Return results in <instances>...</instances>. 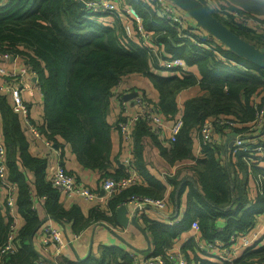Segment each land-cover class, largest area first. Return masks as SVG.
<instances>
[{"label":"trees","instance_id":"trees-1","mask_svg":"<svg viewBox=\"0 0 264 264\" xmlns=\"http://www.w3.org/2000/svg\"><path fill=\"white\" fill-rule=\"evenodd\" d=\"M199 1L224 26L264 53V31L241 26L229 15L224 16L209 9L204 1ZM211 1L218 7L227 6L264 21V0ZM126 2L139 14L145 30L152 33L159 50L161 48L159 56L162 59H183L189 70H167L169 73L163 72L162 75L155 72L161 69L156 66L150 52L131 43L123 35L119 21L114 22L115 18L111 16L87 15L77 0H0V53L19 55L35 73L43 97L44 125L38 126L40 133L60 148V158L64 159L63 147H68L83 169L99 172L100 181L105 177H124L129 173L125 167L122 174H110L108 170L111 134L112 130H118L117 122L115 125L108 123V115L112 101L118 99L116 88L119 83L131 75L147 80L157 93V102L150 100L156 104L160 114L172 121L179 115L176 95L197 85L201 94L184 102L180 116L182 126L174 142L162 147L144 122L134 125L131 163L148 184L133 185L110 198L107 201L108 211L113 212L134 194L161 198L160 181L146 174L145 143L149 138L170 165L178 163L183 166L185 161L194 163L195 166L190 167L193 168L196 183L195 187L192 181L183 177L168 179L174 184L176 192L189 187L186 208L180 222L171 227L144 220L154 245L151 254H163L178 236L191 231L194 221L204 242H224L232 234L250 231L257 217L264 215V190L258 178L262 176L264 179V167L260 166L264 165V160L248 165L246 152L239 150L233 153L230 150L235 159L232 162L228 158L229 164L225 166L215 144L200 146L202 157L194 158L192 134L205 120L224 118L236 125L232 129L216 125V132L223 134L228 129L227 134L231 131L246 134L248 142L245 145L253 147L255 130L251 129L250 123L255 116L254 104L264 103V70L224 48L211 37H198L199 46L192 39H180L175 29L165 23L151 6L139 0ZM192 37L195 38L194 35ZM142 97L146 98V95ZM0 116L7 176L16 185L17 212L24 219L15 242L16 252L0 259V263L34 264L37 252L30 241L42 221L32 208L34 198H45L44 211L57 222H61L67 214L59 205L58 192L45 181L46 159L30 154L32 139L27 140L20 117L12 112L10 100L2 94ZM260 145L264 146V142ZM125 147L128 149L126 143ZM66 171L79 179L71 170ZM237 172L246 173V178L260 186L255 197L248 196L247 185L242 181L239 184L234 182L232 175ZM30 176H33L34 183ZM1 206L0 243L9 223V220L7 223L4 221L5 213ZM106 214L97 208L90 210V217L94 220L108 219ZM219 219L225 220V227L221 230L216 226ZM102 250L103 257L110 261L119 257L124 264H131L118 249L104 247ZM191 250L195 252V249ZM181 251L186 257L190 254L185 248ZM255 262H264V238L244 249L234 260L235 264ZM198 263L227 264L209 260Z\"/></svg>","mask_w":264,"mask_h":264},{"label":"built area","instance_id":"built-area-1","mask_svg":"<svg viewBox=\"0 0 264 264\" xmlns=\"http://www.w3.org/2000/svg\"><path fill=\"white\" fill-rule=\"evenodd\" d=\"M79 1L83 3V9L87 15L111 16L115 19L117 18L122 27L123 35L140 49L150 52L152 59L159 69H176L186 71L187 66L183 59H162L159 56L156 51L158 45L152 33L145 30L139 14L131 6L124 5L122 0ZM139 1L151 6L155 13L165 23L175 29L180 39H192V42L199 46L200 43L198 41V37H206L204 32L198 29H196L195 32L192 31L191 26L186 25L181 16L176 14V6L168 0ZM202 1L206 3L209 9L216 10L220 14L223 13L224 16L229 15L235 23L240 24L241 26L264 31V21L256 18L254 15L246 12L240 13L238 11L231 10L227 6H225V8L221 6L218 7L214 5L211 0ZM192 35H194L195 38L192 37ZM217 43L221 44L219 41ZM121 83L123 82L121 81L119 83L117 86L118 89ZM35 91H39L35 73L30 66L24 63L23 58L19 55H11L7 52L0 53V94L10 100L12 112L20 117L29 131L32 141H38L48 149H53V144L49 140L45 139L40 133L38 126L31 123L29 120V111L26 103L24 102V94L27 93L32 95ZM119 92L121 95H118L117 93V97L118 99H121L122 95L126 93L122 91ZM132 100L136 107L134 114L131 116H125L117 122V128L120 136L128 146L127 156L125 157L123 164L126 166L129 173L126 176L117 179L111 177L101 179L100 188L103 191L106 202L125 189L138 184L140 181V177L136 174L134 165L131 163L132 130L134 125L139 121L144 122L149 131L157 138L162 135L164 130V117L158 111L156 104H154L150 99L143 98L140 94H137ZM254 108L255 116L254 120L250 123L251 129H260V132H264V103L261 105L256 103L254 104ZM216 125L227 126L228 129H232L236 123H232V121L224 118L218 120H205L196 131L197 140L199 141L200 146L211 145L213 143L212 131ZM181 126L182 121L181 118L178 117L173 121L171 127L169 128V135L167 136L168 143L175 141L176 136L180 132ZM229 134L231 135L232 131ZM247 142L248 136L246 134L234 133L233 145L230 150H232L233 153H236L239 150L246 152L247 156L245 157V160L248 162V165L250 163H255L256 160H264V146L254 143L253 147H249L245 145ZM60 155L61 153L57 151L58 163L55 165V168L49 178V183L57 192L64 195L65 198L78 199L91 205L98 199L97 193L88 187L79 184L74 176L66 171L62 162L60 163ZM5 156L6 150L2 140L0 116V192L3 195V211L7 221L9 220L7 232L0 243V259L16 252L15 242L19 231L17 226L19 215L16 207L17 188L14 183L8 180ZM167 176H169L168 178H171L172 174L168 173ZM258 178L264 190V179L262 176H258ZM259 187L260 186H258V189ZM126 204L131 205L135 210V213L133 214L134 218H142L145 215V210L151 207L156 210L159 219H167V221H164V225L171 227L178 222L174 213H168L166 208L167 203L163 198H152L134 194L127 198ZM261 216L264 215H259L257 219ZM263 225L264 220L262 222V226ZM190 228L192 231L197 232V222H192ZM250 231L243 234H232L229 239L224 242L214 240L211 242H203L201 245H198L200 246V249L204 250L206 253H211L219 262L235 264V252L241 249H247L255 242L257 235L249 234ZM41 237L42 249L47 251L50 246H54L56 248L54 254H59L60 250L67 244L65 234L61 231V229L53 227V225L49 222L44 227ZM194 237L197 240L195 235ZM135 264H188V259L181 251V248L175 247L174 245L173 248L170 247L165 250L163 254L153 255L149 253L141 262H136ZM251 264H264V262H255Z\"/></svg>","mask_w":264,"mask_h":264},{"label":"crops","instance_id":"crops-1","mask_svg":"<svg viewBox=\"0 0 264 264\" xmlns=\"http://www.w3.org/2000/svg\"><path fill=\"white\" fill-rule=\"evenodd\" d=\"M77 2H79V0H77ZM122 3L124 5H128L126 4V0H122ZM175 12L178 16H181L186 25L191 26L192 31L195 32V30L198 29L196 22L188 14L180 10V8L176 7ZM114 22H118L117 18L114 20ZM212 40L218 42V40H216L215 38H213ZM156 51L161 56V48L159 50V48L157 47ZM187 70L189 69L187 68L186 71ZM155 72L160 73L161 75L163 74V72H166L167 74L169 73L167 70H157ZM119 91L125 92L126 94L122 95L121 99H114L112 101V107L110 108L108 115V123L112 125H115L116 122L123 119L125 116H131L136 111V107L132 100L133 98L129 99L125 97L131 94L142 95L143 93L149 96L151 100L157 102L156 91L152 88L148 81L144 80V78H142L141 76L131 75L125 77L119 89L116 88V92L118 93V95H121ZM200 94L201 90L197 85L181 90L175 98L176 108L179 112V115L177 117L181 116L184 102L189 99L195 98ZM24 102L26 103L29 111L30 122L36 124L37 126L44 125L43 97L41 93L39 91H35L32 95L25 93ZM20 121L23 130L25 131L27 140H31L29 131L27 130L21 119ZM173 121L171 118L166 119L164 117V130L162 135L158 138V141L161 142L162 147L168 144L167 136L169 135V128L171 127ZM226 132L227 130H224V133L221 134L213 129L212 144H215L219 152L221 163L225 166H228V158L231 159L232 162H234L235 158L230 155V147L226 146V144L228 143L227 140H230L231 138L230 134H227ZM192 135V139H194L193 157L200 158L202 157V155L200 152V144L197 140L196 131L193 132ZM252 136L255 138L253 139V143L264 142V132H260V129L255 130ZM111 139L112 148L110 154V168L108 170L110 174H113L114 172L122 174L124 167L126 168L123 162L125 157L127 156V147H125V143L122 141L118 130H112ZM145 149L146 174L160 181L159 183L162 186L161 198L166 200L167 211L168 213H174L177 221L180 222V219H182L180 218L181 211L186 208V199L189 187L184 186L185 188L181 190L178 189V191L176 192L174 184L168 181L169 176H167V174L171 173L172 177H176V179H180L183 177L189 182L192 181L196 187V183L193 179V168L190 167L195 166V164H190L185 161L183 166H180V164L178 163H176L175 165H170L168 161L160 155V152L158 150L159 147L157 148L156 145L152 144L149 138L146 139ZM57 151L61 153L60 148H58V146L56 145H53V149H48L38 141L29 144V152L31 155L46 159L47 161L48 166L46 167L45 171L46 182H49V178L55 168V165L58 163ZM63 152L64 159L60 158V163L62 162V165L64 166V168L66 167L67 170H71L74 174H77L79 179H77L76 181L79 184L88 187L92 191L96 192L98 195V199L90 205L78 199L65 198L64 195L58 192L59 205L67 215L63 217V220L61 222H57L53 219L52 216L45 213V198H34L32 208H34L42 218V221L38 226L39 229L36 235L32 238L33 240L31 242V246H33V248L37 252V260L34 262V264H95V262H102V264H124V261L119 259V257H115V259L111 261L109 260V258H104V251L102 250L104 247L107 249L115 248L122 251L131 264L141 262L149 253H151V250H153L154 247L152 238L149 232L145 229L146 224L144 220H147L148 222L156 221L164 223V221H167V219H159L156 210L149 207L145 210V215L142 218H135V224L134 222H132L135 210L131 205H128L126 203L120 204L114 209L113 212H109L107 202L104 199L103 191L100 188L99 172L83 169L77 163L75 156L71 153L68 147L64 146ZM260 166L264 167V165ZM136 174H139L138 176L140 177V181L138 184H141V186H146L148 184V181L144 179V176L140 172H138V170ZM245 174L246 173L244 172H237V174L232 175L233 180L238 184L241 181L243 184H246L248 196L250 198L255 197L256 194H258V186L252 179H249L248 177L246 178ZM30 178L34 183L35 180L33 176H30ZM177 195L179 196V199ZM2 201L3 195L0 192L1 205ZM1 207L3 209V205ZM93 208L104 211V214L106 212L107 216H105L108 219L94 220V217H90V210ZM263 220L264 216L259 217L257 219V223L255 222L254 224V229L252 228L249 232V234L251 235H257L255 242H260V240L264 238V225L262 226ZM4 221L5 223H7L6 217H4ZM48 222L52 224L53 227L61 229L67 239V244L60 250L59 254H54L56 249L54 246H50L48 249L49 251H44L42 249L41 236L43 233V229ZM23 224L24 219L19 215L17 221L19 230L23 226ZM216 226L219 230L223 229V227H225V220H217ZM141 230L146 234L147 238L144 237ZM194 235L197 237V240L195 239ZM203 242L204 241L200 238L199 233L191 230L190 232L188 231L178 236L176 240L172 242V245L174 244L175 247L185 248L190 251L189 256H187L188 264H199L198 261L200 260H209L211 262L219 263V261L211 253H206L204 250L200 249L199 245H201ZM174 245L171 247L173 248ZM191 248L195 249V252H193ZM243 250L244 249L237 251L238 254L235 252L236 258L241 255Z\"/></svg>","mask_w":264,"mask_h":264},{"label":"water","instance_id":"water-1","mask_svg":"<svg viewBox=\"0 0 264 264\" xmlns=\"http://www.w3.org/2000/svg\"><path fill=\"white\" fill-rule=\"evenodd\" d=\"M176 7L180 8L183 12L188 14L197 25L198 30L207 33L210 37L218 40L222 45H225L227 49L232 51L237 56L245 59L259 69L264 70V53L251 46L246 41L242 40L230 29L224 26L214 16L210 14L207 8L198 0H168ZM83 8V3L78 2ZM137 94H131L125 98H134ZM233 135L230 136V140H227V147L233 145ZM132 222L135 223V218H132ZM136 224V223H135ZM39 228V227H38ZM144 237L146 234L141 230ZM147 238V237H146ZM32 242V239L30 243ZM148 242V240H147ZM149 245V244H148Z\"/></svg>","mask_w":264,"mask_h":264},{"label":"rangeland","instance_id":"rangeland-1","mask_svg":"<svg viewBox=\"0 0 264 264\" xmlns=\"http://www.w3.org/2000/svg\"><path fill=\"white\" fill-rule=\"evenodd\" d=\"M221 4H224L223 2H221ZM224 8H225V6H224ZM178 11V10H177ZM260 20H263V19H261V18H259ZM204 35L207 37V38H209L210 36L207 34V33H204ZM212 38V37H211ZM224 48H226L225 47V45H222ZM124 81V80H123ZM122 81V82H123ZM144 94L142 93V96H143ZM146 95V94H145ZM146 98L147 99H150L149 98V96H147L146 95ZM176 118H178V117H176ZM255 144H260V143H255ZM184 212H185V209H183L182 211H181V214H180V218H182V216H183V214H184ZM242 250V249H241ZM238 251H240V250H238ZM237 254H238V252H236ZM234 258H236V254H234Z\"/></svg>","mask_w":264,"mask_h":264}]
</instances>
